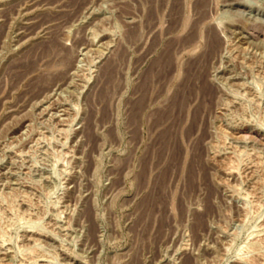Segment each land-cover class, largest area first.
Instances as JSON below:
<instances>
[{"label": "rangeland", "instance_id": "rangeland-1", "mask_svg": "<svg viewBox=\"0 0 264 264\" xmlns=\"http://www.w3.org/2000/svg\"><path fill=\"white\" fill-rule=\"evenodd\" d=\"M205 1L0 0V264H264V0Z\"/></svg>", "mask_w": 264, "mask_h": 264}, {"label": "bare ground", "instance_id": "bare-ground-1", "mask_svg": "<svg viewBox=\"0 0 264 264\" xmlns=\"http://www.w3.org/2000/svg\"><path fill=\"white\" fill-rule=\"evenodd\" d=\"M200 1V0H199ZM205 1V0H204ZM206 2V1H205ZM201 3V2H200ZM199 3V4H200ZM204 3V2H203ZM206 3H208L209 4V2H206ZM202 5V4H201ZM207 5V4H206ZM206 5H202L201 7H202V9L200 10V5H199V10L197 11V13L196 14H198V17H197V20L194 22L193 21V24L194 23H198L199 24V26L198 27H200V29H201V34H202V36H203V38L205 39V46H204V52L203 53H201L202 55H200V57L198 58V59H196V61H195V59L193 60L194 61V63H193V65H194V67H193V72L191 73V74H187L185 71H186V69L187 68H189V65H188V67L186 68V69H184L185 71H184V73H186L187 75L185 76L184 75V79L182 80V84L181 85H183V82H184V80H185V83H186V85L188 86V87H181L180 88V86H179V88L181 89L180 90V92L177 94H175V91L173 92V94L174 95H172V96H177V98H179V99H176L177 100V102L175 101L174 102V104H172V100L171 99H173V98H171L170 100H171V102H169L170 103V105H167L168 107H167V113L165 112L164 113V116H165V118L167 117L166 115L167 114H169V116L170 115H173V116H177V117H175V118H178L179 116L181 117H184V114H187L188 113V109H189V107H190V105H191V103L190 102H192V97H194L195 99H198V96L200 95V94H203L202 93V88H203V90L207 87V80H206V78L204 77V73L206 72V69H207V64L209 63L208 61H209V59H210V57H212V56H214L213 54L214 53H216L217 52V50H218V48H219V46H220V39H219V36L220 35H218L217 34V28H215L214 27V25H213V27L212 26H207L208 25V23H207V21H205L204 19H205V17L207 18L208 16H207V14H208V12L210 11H208V12H206V9L205 8H207L206 7ZM210 8V7H209ZM198 9V8H197ZM176 10V9H175ZM174 12H176V11H174ZM175 14V13H174ZM179 15V14H178ZM172 16H174V15H172ZM172 16H171V18H172ZM149 17V16H148ZM148 17H147V20H149L148 19ZM179 17V16H178ZM149 18H152V17H149ZM172 20V19H171ZM176 20V19H175ZM175 20H173V22H175ZM204 20V21H203ZM152 22H154V20H151ZM178 21V20H177ZM201 22H202V24H203V22H205V24H206V28H201ZM188 23V22H187ZM177 24H178V22H177ZM193 24L190 26L191 28H192V26H193ZM195 24V25H196ZM152 25V24H151ZM169 25H172V23L171 24H169ZM210 25H212V24H210ZM179 27V26H178ZM217 27V26H216ZM197 28V25H196V27H193L192 28V30H194L195 31V33H196V29ZM174 29H176V28H174ZM174 29H173V31H174ZM190 29V28H189ZM188 29V30H189ZM170 30V29H169ZM191 30V31H192ZM190 31V32H191ZM193 31V32H194ZM176 32V31H175ZM188 32V31H187ZM219 34H220V32H219ZM192 36V34H187V36ZM194 36V35H193ZM196 36H197V34H196ZM175 38V37H174ZM188 39H189V37H187ZM195 38V37H194ZM193 38V39H194ZM179 38H177V40H176V38H175V40L176 41H178L177 43H178V45H183L184 43L186 44V40H188V39H185V41H181V40H178ZM180 39H182V38H180ZM193 39H192V42H193ZM196 39V38H195ZM174 40V39H173ZM172 40V41H173ZM175 40H174V43H175ZM197 40V39H196ZM187 42H190V39L187 41ZM192 42H190V43H192ZM170 43L171 42H169L168 43V46H166L165 48H164V50L163 51H161L162 52V55H160V57L162 56H167L166 57V67L168 68V67H172L171 65L173 64L174 65V62H173V58H172V50H170ZM174 43H172V46L174 47ZM222 44V43H221ZM186 45H188V44H186ZM180 51V50H179ZM178 51V52H179ZM160 52V53H161ZM165 54V55H164ZM157 57H159V55L157 56ZM157 57H156V59H157ZM213 59V58H212ZM158 60H160V58H158ZM192 60V59H191ZM156 61L154 60V63H155ZM159 62H161V64H162V61L160 60V61H158V64H159ZM165 62H163L164 64H165ZM191 62V61H190ZM157 63V62H156ZM155 63V64H156ZM155 64H153V65H155ZM157 64V65H158ZM152 65V66H153ZM163 65V64H162ZM191 66H192V64H191ZM154 67V66H153ZM162 67V66H161ZM165 67V68H166ZM155 68H157V66L155 65ZM174 68V67H173ZM150 69V68H149ZM152 70L154 69V68H151ZM163 69V67L161 68V70ZM168 69H172V68H168ZM175 69V68H174ZM191 69V68H190ZM189 69V70H190ZM160 70V71H161ZM151 71V70H150ZM159 71V72H160ZM167 70H165V71H163V75H164V72H166ZM190 71H192V70H190ZM158 72V71H157ZM174 72V71H173ZM172 72V73H173ZM160 73H162V72H160ZM160 73H159V75H160ZM170 73H171V70H170ZM170 73H165L167 76H168V74H170ZM207 73V72H206ZM155 75H158L157 73L155 74ZM171 75V74H170ZM149 76H151V73H149ZM148 76V77H149ZM156 77V79L158 78L157 76H155ZM164 77V76H163ZM169 77V76H168ZM171 77V76H170ZM169 77V79H171ZM150 78V77H149ZM148 78V79H149ZM162 77H160V80H162L161 79ZM166 79H167V77H166ZM146 80V79H145ZM147 82H148V80H146ZM145 82V81H144ZM143 82V83H144ZM146 82V83H147ZM149 82H150V79H149ZM158 82V81H157ZM167 82H168V80H167ZM146 83H144V84H146ZM156 83V82H155ZM166 83V81L163 83V84H165ZM148 84V83H147ZM167 84V83H166ZM190 84H191V87H190ZM149 85V84H148ZM151 85V84H150ZM180 85V84H179ZM141 86H143V84L141 85ZM178 86V85H177ZM210 85H208V87H209ZM147 87V86H146ZM149 87V86H148ZM147 87V89H149ZM190 87V88H189ZM207 87V88H208ZM145 88V85H144V87H143V89ZM159 88H160V86H159ZM184 88V89H183ZM210 88V87H209ZM208 88V89H209ZM207 89V90H208ZM145 90H146V88H145ZM179 89H177L176 91H178ZM206 90V89H205ZM146 92V91H145ZM144 92V93H145ZM201 92V93H200ZM208 92H210V91H208ZM206 92H204V94H205ZM201 96V95H200ZM206 96V95H205ZM203 97V96H202ZM207 97V96H206ZM141 99V98H140ZM175 99V98H174ZM202 99V98H201ZM210 99V98H209ZM143 100V99H142ZM206 100H208V99H206ZM141 100H139V102H140ZM174 101V100H173ZM202 101H203V99H202ZM209 101V100H208ZM208 103V102H207ZM201 104H202V102H201ZM199 105V104H198ZM198 105H197V107H198ZM203 105V104H202ZM140 106V105H139ZM142 106V105H141ZM202 107V106H201ZM164 108H166V107H164ZM195 108V107H194ZM194 108H193V110H194ZM164 110H162V112H163ZM197 111V110H196ZM159 112H160V110H159ZM159 112H158V115H159ZM194 112V111H193ZM157 113V112H156ZM191 113V112H190ZM160 114H161V112H160ZM166 114V115H165ZM196 114V113H195ZM155 115V114H154ZM153 116V115H152ZM168 116V117H169ZM192 116H194V114H192ZM158 117V116H157ZM156 117V118H157ZM161 117H163V116H161ZM161 117H159V118H161ZM174 118V119H175ZM162 119V118H161ZM168 119V118H167ZM166 119V120H167ZM173 119V120H174ZM159 120V119H158ZM157 120V121H158ZM173 120H172V123H173ZM176 120H180V119H176ZM182 120V119H181ZM155 121V120H154ZM171 121V120H170ZM160 122H161V120H160ZM165 122V121H164ZM176 121L174 120V123H175ZM179 123H180V121H179ZM178 126H179V124H177ZM170 126H171V122H170ZM174 126H176V124H174L173 125V127ZM178 126H176L177 128H178ZM168 128H170V129H166L165 128V132H163V135H165V136H169L170 138H172L174 135H176V130H177V128H171V127H168ZM161 132V133H162ZM167 134V135H166ZM161 136H162V134H160ZM161 136H160V139H161ZM165 136H163V137H165ZM167 136V137H168ZM167 137H165V139H167L168 140V138ZM174 138H175V136H174ZM159 139V140H160ZM163 139V138H162ZM161 139V140H162ZM164 139V140H165ZM173 139V138H172ZM176 139V138H175ZM175 139H174V141H175ZM166 141V140H165ZM165 141H164V144H165ZM159 142H161V141H159ZM168 142V141H167ZM160 144H162V146H163V143H160ZM167 144V143H166ZM165 144V145H166ZM172 145H175V143L173 144V142L171 143ZM172 145L170 146V152H171V149L173 148L172 147ZM161 149H162V147H160ZM164 148H165V146H164ZM160 149V150H161ZM164 150V149H163ZM165 151V150H164ZM166 152V151H165ZM170 152H169V154H170ZM172 154H173V151H172ZM198 164V163H197Z\"/></svg>", "mask_w": 264, "mask_h": 264}]
</instances>
